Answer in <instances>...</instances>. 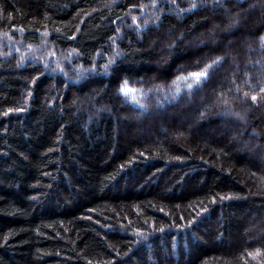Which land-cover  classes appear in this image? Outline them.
Returning a JSON list of instances; mask_svg holds the SVG:
<instances>
[{
	"label": "trees",
	"instance_id": "1",
	"mask_svg": "<svg viewBox=\"0 0 264 264\" xmlns=\"http://www.w3.org/2000/svg\"><path fill=\"white\" fill-rule=\"evenodd\" d=\"M255 4L0 0V264H264Z\"/></svg>",
	"mask_w": 264,
	"mask_h": 264
},
{
	"label": "rangeland",
	"instance_id": "2",
	"mask_svg": "<svg viewBox=\"0 0 264 264\" xmlns=\"http://www.w3.org/2000/svg\"><path fill=\"white\" fill-rule=\"evenodd\" d=\"M260 9H264L263 5L262 4H259V5L255 4L254 6L249 7L248 9H246L245 10V13L251 14L253 12H259ZM243 13H242V15L240 17H238V19H236L237 17L234 18L233 15L226 16V18H225V20H226L225 25H219L217 23L213 24L212 25L213 27H212V29L210 31H208L204 35H201L199 37H196V38L191 39L188 42V46L191 49H194L195 46H197V45L201 46V45L204 44L206 46L208 43L209 44L212 43L214 46L218 45V47H220L221 41L225 37L227 39L226 40L227 43L226 42L223 43L222 46H221V48H223L224 50H227L229 48L230 42L231 41H235L236 35L233 34V33L236 32V29L237 28L242 29L243 26H244L243 22L245 21V16H244ZM234 21H235V23H234ZM243 47L245 49V47H246L245 44H243ZM230 63H232L231 64L232 71H234V72L237 71V68L235 67V63L233 61H231ZM233 64H234V66H232ZM226 75L228 77H230L231 76V73L228 72ZM199 97H201V95ZM202 99H204V97H202ZM204 100H206V98ZM185 104L186 103H184V105ZM196 108H197V106H194V107L190 108L188 110V113L187 114H184V115L181 116V121L182 122H185L187 117L193 116L195 114Z\"/></svg>",
	"mask_w": 264,
	"mask_h": 264
},
{
	"label": "snow or ice",
	"instance_id": "3",
	"mask_svg": "<svg viewBox=\"0 0 264 264\" xmlns=\"http://www.w3.org/2000/svg\"><path fill=\"white\" fill-rule=\"evenodd\" d=\"M234 23H235V21H234ZM220 59H221L220 57H217V61H219ZM217 61H213V63H216ZM206 67H208V66H206ZM191 75L196 77L197 80H199L200 77L206 76V73L205 72L192 73ZM189 87H191V85H189ZM261 91L264 92V88H262ZM256 99H257V97L255 95H253L252 100L255 101ZM249 255H251V253Z\"/></svg>",
	"mask_w": 264,
	"mask_h": 264
}]
</instances>
